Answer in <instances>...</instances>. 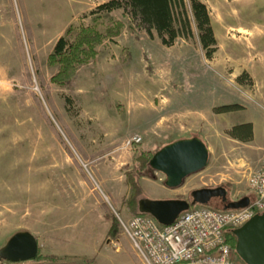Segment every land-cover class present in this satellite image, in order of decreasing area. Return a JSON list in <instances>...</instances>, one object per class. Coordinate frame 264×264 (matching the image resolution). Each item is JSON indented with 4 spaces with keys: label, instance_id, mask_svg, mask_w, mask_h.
<instances>
[{
    "label": "rangeland",
    "instance_id": "rangeland-1",
    "mask_svg": "<svg viewBox=\"0 0 264 264\" xmlns=\"http://www.w3.org/2000/svg\"><path fill=\"white\" fill-rule=\"evenodd\" d=\"M107 1L0 0V264H142L119 224L101 246L80 249L98 240V214L109 221L133 215L128 174L143 188L139 197L160 199L171 189L159 171L138 170L142 152L193 136L206 143L209 162L185 178V199L223 185L227 200L242 198L261 166L264 0H211L218 34L211 59L195 25L192 39L166 46L114 10L120 34L97 46L68 84L52 82L59 66L48 56L58 38L71 23L92 25L90 12ZM232 104L240 108L218 111ZM247 120L257 139L233 137L232 128ZM135 134L142 141L127 146ZM205 204L224 208L216 198ZM19 231L33 234L38 254L54 259L6 258L2 249Z\"/></svg>",
    "mask_w": 264,
    "mask_h": 264
},
{
    "label": "trees",
    "instance_id": "trees-1",
    "mask_svg": "<svg viewBox=\"0 0 264 264\" xmlns=\"http://www.w3.org/2000/svg\"><path fill=\"white\" fill-rule=\"evenodd\" d=\"M117 9L122 10L136 29L145 31L151 38L157 35L161 43L166 46H172L179 37L192 39L195 35L193 27L195 25L206 57L211 59L218 50L209 8L201 0H109L99 4L90 12L92 25L76 26L71 23L64 34L58 38L53 51L48 56L51 65L59 66L57 73L51 78L52 82L61 86L68 84L81 65L95 59L97 46L105 39L120 34L123 23L110 17L111 13ZM106 19L109 20L108 23H105ZM243 76L244 74L239 76L238 80H242ZM239 108L238 104H232L222 106L218 111ZM230 134L242 141H250L253 139V125L250 122L235 125ZM155 152H142L137 156V167L140 172L151 167L150 160ZM127 181L130 187L127 206L133 215L142 214L143 212L139 210V201L143 197L139 196L144 194L143 188L134 175L128 174ZM118 224L119 220L114 216L107 235L115 237L119 231ZM233 235L230 233L228 240L235 249ZM40 259L54 258L51 255L39 253L32 260Z\"/></svg>",
    "mask_w": 264,
    "mask_h": 264
},
{
    "label": "built area",
    "instance_id": "built-area-1",
    "mask_svg": "<svg viewBox=\"0 0 264 264\" xmlns=\"http://www.w3.org/2000/svg\"><path fill=\"white\" fill-rule=\"evenodd\" d=\"M141 141L142 136L135 134L126 143L131 146ZM248 185L255 197L247 206L225 209L191 205L171 224H162L147 213L117 216L120 232L142 264H247L228 235L264 212V156L261 166L249 174Z\"/></svg>",
    "mask_w": 264,
    "mask_h": 264
},
{
    "label": "water",
    "instance_id": "water-1",
    "mask_svg": "<svg viewBox=\"0 0 264 264\" xmlns=\"http://www.w3.org/2000/svg\"><path fill=\"white\" fill-rule=\"evenodd\" d=\"M210 158L206 143L199 137L181 138L160 148L150 160V166L166 176L165 184L176 188L192 173L204 169ZM226 186L202 187L192 192L193 201L182 198H160L139 201V210L153 215L162 224H171L192 203H208L214 197H227ZM250 202L248 196L232 200L225 209L240 208ZM236 236L235 251L247 264H264V212L255 214L242 226L233 230ZM11 261L31 260L37 256L38 242L28 231L16 232L2 249Z\"/></svg>",
    "mask_w": 264,
    "mask_h": 264
},
{
    "label": "crops",
    "instance_id": "crops-1",
    "mask_svg": "<svg viewBox=\"0 0 264 264\" xmlns=\"http://www.w3.org/2000/svg\"><path fill=\"white\" fill-rule=\"evenodd\" d=\"M201 1H203L204 3L207 4V6L211 10V14H212V12H214V10H213V2L211 0H201ZM212 23H213V27H214V31L216 33V36L218 37L217 31H216V26L214 24L215 22L213 20H212ZM205 103H206V101H205ZM209 103L210 102L208 101V104ZM179 107L182 108L180 105H179ZM261 108L264 110V104H261ZM248 122L252 123V125H253V138H254V140H256L257 136H258V133H257L255 122L253 120H247V121L241 122L240 124L248 123ZM259 148H261L263 150V152H264V140L261 143H259ZM159 180L160 181H164L163 179H159ZM242 191L244 192V194H243L244 196H248L249 198H251V196L249 194L253 193L254 197H255V193L252 190H250L249 188H247V186L243 187ZM235 193H236V190L234 192H232V195H235ZM162 194L163 195H162L161 198H182V199H184L183 197L186 195L185 185L182 184L179 187L171 188L170 190H167L165 193H162ZM241 196H239L237 198H233L232 197V199L236 200L238 198H241ZM97 225H101V228H102V229L100 228V231L98 232V234H99L98 235V240H94L92 244L91 243H88V245L85 244V246L80 248L81 251L83 250V252L86 253L87 251H89L93 247V245L95 243H96L97 246H101L103 241H104V239L107 237V233H108V231H109V229L111 227V221L107 220L105 217H102L101 214H98L97 215V222L94 223L95 227H93V228L98 227ZM83 252L81 254H84ZM75 253H77V252H75ZM44 255H50V254H44ZM40 260H42V259H40Z\"/></svg>",
    "mask_w": 264,
    "mask_h": 264
},
{
    "label": "flooded vegetation",
    "instance_id": "flooded-vegetation-1",
    "mask_svg": "<svg viewBox=\"0 0 264 264\" xmlns=\"http://www.w3.org/2000/svg\"><path fill=\"white\" fill-rule=\"evenodd\" d=\"M227 188V187H226ZM227 190L229 191V189L227 188ZM194 191V190H193ZM192 191V192H193ZM192 192H191V198H189V200L192 202L193 201V197H192ZM214 198H216V199H219L220 201H222L223 202V205H225L227 202H230V201H232L233 199H229V200H227V197H226V199L225 200H223L222 199V197H214ZM39 249V248H38ZM38 254V253H37Z\"/></svg>",
    "mask_w": 264,
    "mask_h": 264
},
{
    "label": "bare ground",
    "instance_id": "bare-ground-1",
    "mask_svg": "<svg viewBox=\"0 0 264 264\" xmlns=\"http://www.w3.org/2000/svg\"><path fill=\"white\" fill-rule=\"evenodd\" d=\"M239 199V198H238Z\"/></svg>",
    "mask_w": 264,
    "mask_h": 264
}]
</instances>
